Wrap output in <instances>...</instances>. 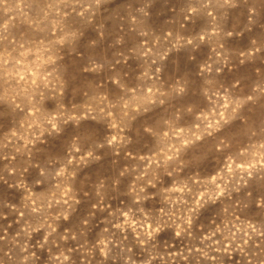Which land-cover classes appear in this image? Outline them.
<instances>
[{"label":"rangeland","instance_id":"rangeland-1","mask_svg":"<svg viewBox=\"0 0 264 264\" xmlns=\"http://www.w3.org/2000/svg\"><path fill=\"white\" fill-rule=\"evenodd\" d=\"M0 264H264V0H0Z\"/></svg>","mask_w":264,"mask_h":264}]
</instances>
